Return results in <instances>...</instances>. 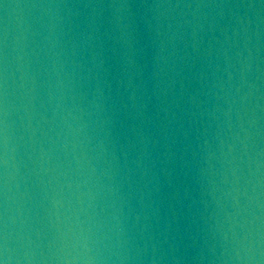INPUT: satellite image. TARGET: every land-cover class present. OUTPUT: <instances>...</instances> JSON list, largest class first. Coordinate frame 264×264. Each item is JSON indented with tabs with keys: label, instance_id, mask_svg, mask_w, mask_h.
<instances>
[{
	"label": "water",
	"instance_id": "water-1",
	"mask_svg": "<svg viewBox=\"0 0 264 264\" xmlns=\"http://www.w3.org/2000/svg\"><path fill=\"white\" fill-rule=\"evenodd\" d=\"M0 264H264V0H0Z\"/></svg>",
	"mask_w": 264,
	"mask_h": 264
}]
</instances>
